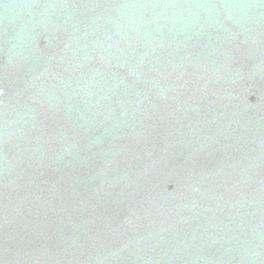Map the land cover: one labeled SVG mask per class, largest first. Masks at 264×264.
I'll return each mask as SVG.
<instances>
[{"label": "water", "instance_id": "1", "mask_svg": "<svg viewBox=\"0 0 264 264\" xmlns=\"http://www.w3.org/2000/svg\"><path fill=\"white\" fill-rule=\"evenodd\" d=\"M0 264H264V0H0Z\"/></svg>", "mask_w": 264, "mask_h": 264}]
</instances>
